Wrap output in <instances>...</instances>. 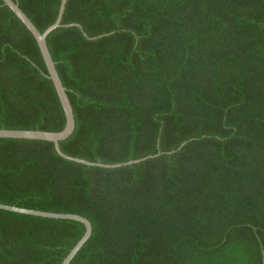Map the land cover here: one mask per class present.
Returning <instances> with one entry per match:
<instances>
[{
  "label": "trees",
  "instance_id": "trees-1",
  "mask_svg": "<svg viewBox=\"0 0 264 264\" xmlns=\"http://www.w3.org/2000/svg\"><path fill=\"white\" fill-rule=\"evenodd\" d=\"M40 31L61 0H15ZM47 43L76 127L0 137V203L77 213L70 264H264V0H68ZM39 44L0 0V128L60 131ZM74 219L0 208V264H61Z\"/></svg>",
  "mask_w": 264,
  "mask_h": 264
},
{
  "label": "water",
  "instance_id": "water-1",
  "mask_svg": "<svg viewBox=\"0 0 264 264\" xmlns=\"http://www.w3.org/2000/svg\"><path fill=\"white\" fill-rule=\"evenodd\" d=\"M68 0H61V5L59 9L58 16L53 24L48 26L43 32L40 31L34 22L29 18V16L21 9L19 4L15 0H4V2L16 13V15L23 21V23L28 27V29L35 36L40 50L42 52L43 58L45 60L46 66L48 68L49 76L53 80L60 100L62 102L65 115H66V125L60 131H48V130H36V129H7L0 128V137H9V138H27V139H41L48 140L55 143L56 150L60 155L65 158L78 161L87 165H100L105 167H116L124 164H131L140 162L146 157L130 160L127 162L116 163V164H104L100 162L89 161L79 157H73L66 153H64L60 147V141L68 138L75 130L76 120L74 115V108L70 101V98L67 93V89L63 84V81L60 77V74L57 70L56 63L53 59L51 51L49 49L47 43V37L51 31L62 26L63 14L65 11V6ZM1 209H6L10 211L20 212L24 214H31L43 217H51V218H64V219H74L81 221L85 224L86 230L84 235L80 238V240L76 243V245L70 250L68 255L65 257L61 264H70L75 255L79 252V250L83 247V245L87 242L92 234V223L91 221L80 214L77 213H60V212H51V211H43L37 209H30L25 207H19L15 205H9L0 203Z\"/></svg>",
  "mask_w": 264,
  "mask_h": 264
}]
</instances>
